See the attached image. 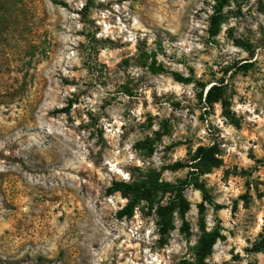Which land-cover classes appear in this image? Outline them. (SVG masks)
Instances as JSON below:
<instances>
[{"label": "rangeland", "instance_id": "obj_1", "mask_svg": "<svg viewBox=\"0 0 264 264\" xmlns=\"http://www.w3.org/2000/svg\"><path fill=\"white\" fill-rule=\"evenodd\" d=\"M214 5L0 0V264H264V0Z\"/></svg>", "mask_w": 264, "mask_h": 264}, {"label": "trees", "instance_id": "obj_2", "mask_svg": "<svg viewBox=\"0 0 264 264\" xmlns=\"http://www.w3.org/2000/svg\"><path fill=\"white\" fill-rule=\"evenodd\" d=\"M231 0H215L214 5V14L211 18V30L212 28L220 22L221 18V10L225 4H227ZM215 30H213L214 33ZM213 90V85L210 86L208 89H206L205 92V98L210 101L211 94ZM70 106V103H69ZM68 108H65L66 111ZM192 163L190 164V171L188 172L187 177L180 183V184H168V183H159L155 180H150L148 182H143V186H132L125 183H113V187L110 189L109 193H112L117 190H121L124 195H127L128 193H132L133 199L128 200L127 204L118 212L119 217H122L123 215H131L133 212L134 207V200L136 197H142L145 194V197L150 199L148 197L152 192L154 191H168L169 189H175L177 192H181L183 190V187L193 185L194 187L201 190L203 197L205 200L210 201L208 195L206 194V191L202 184L198 182V176L200 172L205 171L207 169L206 167H212L217 165V160L214 158L213 153L211 152V148L206 147H200L198 148L194 154L192 155ZM146 186V187H144ZM144 187V188H142ZM139 193V195H138ZM142 193V194H141ZM215 238L212 236L209 238V241L207 242V246L211 247V245L214 243Z\"/></svg>", "mask_w": 264, "mask_h": 264}]
</instances>
